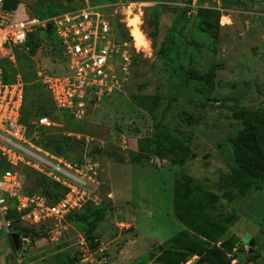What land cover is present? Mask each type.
<instances>
[{"label":"rangeland","instance_id":"1","mask_svg":"<svg viewBox=\"0 0 264 264\" xmlns=\"http://www.w3.org/2000/svg\"><path fill=\"white\" fill-rule=\"evenodd\" d=\"M94 1L112 5L114 19L138 17L150 41L145 49L133 47L119 89L56 120L72 138V158L87 154L101 163V201L93 208L105 207V215L91 223V244L83 223L88 209L19 233V249L0 230V264H199V253L182 262L160 259L159 246L203 244L185 222L202 221L206 206L232 219L223 236L231 264H264V179L248 178L245 192L233 184L244 175L234 149L244 128L241 110L264 109V0H194L189 10L193 0ZM85 3L20 0L16 13L46 18ZM154 5H161L157 23L151 22ZM199 8L210 10L211 27L198 26L204 23ZM35 35L29 49L13 48L15 62L6 61L25 84L28 122L53 107L44 75L67 73L59 39ZM121 38L133 41L129 30ZM189 177L199 185L190 188ZM168 238L173 243L160 245Z\"/></svg>","mask_w":264,"mask_h":264},{"label":"built area","instance_id":"2","mask_svg":"<svg viewBox=\"0 0 264 264\" xmlns=\"http://www.w3.org/2000/svg\"><path fill=\"white\" fill-rule=\"evenodd\" d=\"M6 2L0 0V230L11 234L16 231L8 218L13 209L23 224L35 226L64 219L88 203L100 204L102 166L87 154L74 159L44 147L39 141L41 128L61 124L49 116H41L33 120V131L28 130L22 121L25 84L19 77L6 82L1 61L15 62L13 48L29 49L26 46L29 36L47 30L48 24H52L51 30L62 41L67 73L46 74L43 83L59 110L75 112L82 110L89 100H99L127 81L132 52L138 47L129 22L114 19L118 14L113 13L112 5L99 6L86 0L82 7L54 16L19 18L16 11L6 8ZM193 3L194 0L190 8L195 7ZM115 21L125 24L133 41L119 39ZM23 166L61 184L66 189L64 196L52 201L44 194L26 192ZM22 239L28 240L25 236Z\"/></svg>","mask_w":264,"mask_h":264},{"label":"trees","instance_id":"3","mask_svg":"<svg viewBox=\"0 0 264 264\" xmlns=\"http://www.w3.org/2000/svg\"><path fill=\"white\" fill-rule=\"evenodd\" d=\"M81 1L84 2L85 0ZM94 2L95 1L92 0V4H95ZM19 4L20 0H7L5 6L7 9L17 11ZM187 9H190L189 5ZM151 10L153 12L151 22L157 23L161 14V5H154L152 6ZM56 14L58 13H52L51 15L53 16ZM199 14L202 15L203 21L205 23L204 26V23L202 21H198V26L200 27V29H205L206 26L211 27V23L207 20V17L210 14V10L206 8H199ZM115 26L117 30H119L120 35L126 38L128 29L126 30L124 24L120 23L119 21H115ZM40 33H44L45 35L52 33L53 35H55L61 42V48L63 51L62 41L53 30H45L42 32H36L34 34H31L28 38L26 46L29 47V45H32L33 35H37ZM119 39L124 40L121 37ZM17 57H20L19 54L17 55ZM6 61L7 59L2 60L1 65L4 68V80L6 82H10L13 79V75L10 73L8 65L10 62L7 63ZM11 65L13 66V64ZM52 102L53 107L47 110L43 106L44 110H42V112L40 111L36 118H39L41 116H49L54 121L60 118L63 119L64 114L66 112H69V110H59L56 107L54 101ZM240 114L244 121V128L241 130L240 134L234 141V149L237 163L239 167L244 171V175H240L239 177L235 178L233 184L238 187L241 192H245L250 188V182H248L247 180L248 178L258 177L264 179V109L261 107L256 109L244 108L241 110ZM23 122L27 125L28 130L32 132L33 121ZM41 133L42 137L39 141L44 145L45 148L49 149L50 151L56 154L71 157L69 152L72 147V145L70 144L72 138L70 136H66L62 131L58 130L54 126L41 128ZM162 134L165 135V132H162ZM168 136H170V134H168ZM174 143L181 146L184 152H186L187 154L191 153L189 146H186L180 141H175ZM21 170L22 174L25 177L24 187L26 192H38L44 194L52 201L59 200L66 193L65 187H63L58 182L52 180L50 177L43 175L27 166H23ZM187 181L190 188H192L193 186L197 187L199 185L198 181L193 177L187 178ZM179 194L180 193H178V195ZM93 206L94 205L92 203H88L84 208L79 210L84 211L88 209V215L85 217L83 223L86 224V239L87 241H89L90 244L94 240V235L91 234L92 232L89 231L91 230V223L93 221H97L100 218H103V216L105 215V207L93 208ZM202 208L204 210L203 214H200V216L204 215L202 221L197 223V221L194 220L196 217H194L192 222L186 221L185 223L188 224L187 226L189 229L195 230L199 234L198 237L204 241L203 244L200 241L199 242L201 244H199V242L194 243V241H190V245L185 248L187 250H181L179 248H163V246H159V250L161 253L160 259L163 257V259L165 258L166 260H169V262L172 263L182 262L186 261L194 253H199L201 255V258L198 262L199 264H204L205 262L209 264H231V259L227 254V251L231 247L229 246L228 241L223 240V236L228 225L232 223V219L229 220L225 216H222L218 213L214 214V208L207 206ZM8 218L12 219L13 227L21 235L27 233L28 229L31 227H40L43 225L40 224L35 226H29L27 224H23L20 215L14 209L10 211ZM184 236L187 237L188 232L182 233L181 237ZM220 241L221 245H218V242ZM165 242L173 243L168 238L160 245H163ZM207 244L209 245L205 246ZM168 249H171L173 251L169 250L168 252ZM69 261L73 263L74 259L69 258ZM162 261L166 262L164 260Z\"/></svg>","mask_w":264,"mask_h":264},{"label":"bare ground","instance_id":"4","mask_svg":"<svg viewBox=\"0 0 264 264\" xmlns=\"http://www.w3.org/2000/svg\"><path fill=\"white\" fill-rule=\"evenodd\" d=\"M138 17L135 19H130L129 20V28L131 35L134 37L135 44L139 48H145L146 44H150V41L146 39L147 37L144 35L141 27H140V22H138ZM148 40V41H147Z\"/></svg>","mask_w":264,"mask_h":264},{"label":"water","instance_id":"5","mask_svg":"<svg viewBox=\"0 0 264 264\" xmlns=\"http://www.w3.org/2000/svg\"><path fill=\"white\" fill-rule=\"evenodd\" d=\"M52 24H48L47 30L50 31L52 29ZM11 240L16 249H19L21 245V236L18 232L11 233Z\"/></svg>","mask_w":264,"mask_h":264}]
</instances>
